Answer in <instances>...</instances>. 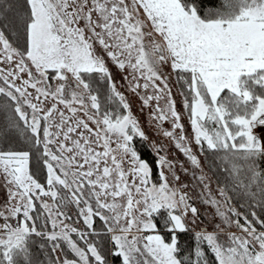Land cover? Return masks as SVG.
Returning a JSON list of instances; mask_svg holds the SVG:
<instances>
[{
	"label": "snow or ice",
	"instance_id": "1",
	"mask_svg": "<svg viewBox=\"0 0 264 264\" xmlns=\"http://www.w3.org/2000/svg\"><path fill=\"white\" fill-rule=\"evenodd\" d=\"M109 256L264 264V0H0V264Z\"/></svg>",
	"mask_w": 264,
	"mask_h": 264
},
{
	"label": "trees",
	"instance_id": "2",
	"mask_svg": "<svg viewBox=\"0 0 264 264\" xmlns=\"http://www.w3.org/2000/svg\"><path fill=\"white\" fill-rule=\"evenodd\" d=\"M212 2H215V0H212ZM241 211H243V209H241ZM158 223H159V221H158ZM96 227L97 228L100 227L99 221H97ZM190 240H191V233L181 236V242L184 243L186 246L188 243H190ZM107 247H108V245L105 244V248H107ZM108 259H109V264H120V260L118 258H114L112 256H109Z\"/></svg>",
	"mask_w": 264,
	"mask_h": 264
},
{
	"label": "rangeland",
	"instance_id": "3",
	"mask_svg": "<svg viewBox=\"0 0 264 264\" xmlns=\"http://www.w3.org/2000/svg\"><path fill=\"white\" fill-rule=\"evenodd\" d=\"M132 99H133V110L137 111L138 110V102L135 100V98H132ZM177 155H179V154L177 153ZM180 158L183 159L182 156ZM196 206L199 208L200 212L206 213L205 206L200 204L198 201L196 202ZM207 211H211V209H208ZM203 218L204 217L202 216L201 219H203ZM205 223H206V221H205Z\"/></svg>",
	"mask_w": 264,
	"mask_h": 264
}]
</instances>
